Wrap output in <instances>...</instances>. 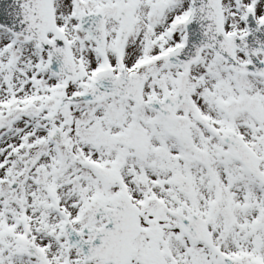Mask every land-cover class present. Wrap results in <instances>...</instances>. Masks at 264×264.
<instances>
[{"label": "snow or ice", "instance_id": "6c2138e0", "mask_svg": "<svg viewBox=\"0 0 264 264\" xmlns=\"http://www.w3.org/2000/svg\"><path fill=\"white\" fill-rule=\"evenodd\" d=\"M0 264H264V0H0Z\"/></svg>", "mask_w": 264, "mask_h": 264}]
</instances>
